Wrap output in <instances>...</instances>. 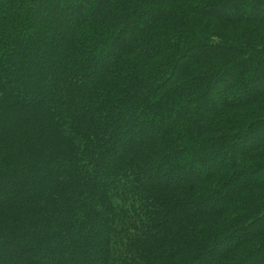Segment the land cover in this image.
Returning <instances> with one entry per match:
<instances>
[{
  "label": "trees",
  "instance_id": "obj_1",
  "mask_svg": "<svg viewBox=\"0 0 264 264\" xmlns=\"http://www.w3.org/2000/svg\"><path fill=\"white\" fill-rule=\"evenodd\" d=\"M87 5L0 0V264H264V0Z\"/></svg>",
  "mask_w": 264,
  "mask_h": 264
},
{
  "label": "rangeland",
  "instance_id": "obj_2",
  "mask_svg": "<svg viewBox=\"0 0 264 264\" xmlns=\"http://www.w3.org/2000/svg\"><path fill=\"white\" fill-rule=\"evenodd\" d=\"M82 6L83 7H85V8H87V0H82ZM89 9L90 10H93L94 8H93V4H90V6H89ZM260 9L261 10H264V5H262L261 7H260ZM18 13H20V11L18 10L17 11ZM103 14L104 15H106L107 16V18H108V13H107V11L105 12H103ZM3 15V13H0V16H2ZM111 17V16H110ZM117 19L119 20V16H117ZM112 20H113V17H112ZM69 24V19H68V16H66V18H65V20L63 21V25H65V26H67ZM104 37L106 36V38L105 39H108L109 37H110V35H108L105 31H104ZM63 41H61V43H60V48L62 47L63 48ZM114 53V51H112V54ZM100 56H101V54H100ZM59 58L60 57H56V56H54L53 57V60H56V61H58L59 60ZM244 90V89H243ZM242 90V91H243ZM217 95V94H216ZM238 94H235L234 96H237ZM210 98V95L209 94H207L206 96H205V99H209ZM217 98V97H216ZM212 100H215V98H214V96H213V98H212ZM136 136V138H137V135H135ZM258 139L259 140H261V141H264V132H261L260 133V135L258 136ZM256 140V139H255ZM200 152H202V151H200ZM229 157V156H228ZM230 159V157L229 158H226L225 159V162H227V160H229Z\"/></svg>",
  "mask_w": 264,
  "mask_h": 264
}]
</instances>
